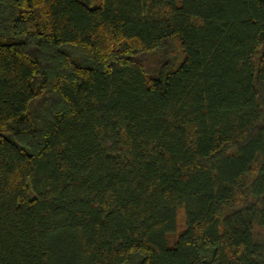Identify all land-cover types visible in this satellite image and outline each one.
<instances>
[{
    "label": "trees",
    "instance_id": "1",
    "mask_svg": "<svg viewBox=\"0 0 264 264\" xmlns=\"http://www.w3.org/2000/svg\"><path fill=\"white\" fill-rule=\"evenodd\" d=\"M0 264H264V0H0Z\"/></svg>",
    "mask_w": 264,
    "mask_h": 264
}]
</instances>
